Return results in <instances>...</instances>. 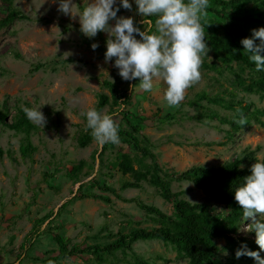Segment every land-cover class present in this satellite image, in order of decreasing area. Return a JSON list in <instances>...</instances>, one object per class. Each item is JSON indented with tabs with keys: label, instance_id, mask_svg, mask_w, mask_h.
<instances>
[{
	"label": "rangeland",
	"instance_id": "rangeland-1",
	"mask_svg": "<svg viewBox=\"0 0 264 264\" xmlns=\"http://www.w3.org/2000/svg\"><path fill=\"white\" fill-rule=\"evenodd\" d=\"M74 2L78 7L84 6V0ZM13 5L29 18L16 19L0 29V110L3 111L7 103V119L11 121L16 106H40L47 122L43 128L32 122L36 126L30 134L34 151L26 158L19 154L23 134L0 125V264H131L133 252L152 264H188L174 245L158 239L135 241L132 251L126 250L125 254L117 251L115 258L109 256L102 263L85 253L57 259L58 247L48 233L37 237L25 254L21 243L37 219L48 212H60L57 218L63 225L60 232L68 238L69 244L81 247L106 243L117 234L154 224L135 203L98 189L90 180L93 175L116 189L121 197H135L167 214L172 212L171 202L163 199L147 182H141L138 188H119L124 180L132 178L121 173L116 157L126 152L134 158L135 152L130 146L122 142L109 143L101 161L97 153L101 147L93 140L84 147L78 146L77 138L85 131L81 113L95 107L99 93L110 95L102 85L104 79L116 82L119 89L128 90L132 96V104L116 117L119 126L129 130L128 122L137 125L139 133L151 140V149L161 167L168 171H182L193 165L218 166L233 160L243 149L251 151L253 159L245 160L242 166L263 159L264 116L260 118L263 124L250 122L228 138L230 124L220 122L218 117L202 120L191 117L200 111L214 110L219 117L234 119L235 112L206 100L190 104L195 95L202 92L227 97L224 92L231 88L232 81L227 70L218 74L201 64L200 80L186 90L185 99L178 106L170 107L163 100L165 85L162 82H155L149 93H138L137 79H121L112 61H104L106 33L98 32L94 38H86L79 32L78 18L70 19L59 13L50 0H13ZM4 9L0 3V16ZM121 15H132L134 23L143 30L135 5L131 12L121 8L117 16ZM92 43L98 44L94 51L90 48ZM65 52L70 53L66 57L70 62H61ZM209 57L212 59L210 50L202 63H210ZM37 63L45 64L33 70ZM235 100L250 104L242 113L243 117L253 108H264V97L258 93L240 90ZM112 108L115 107L109 100L101 110L108 113ZM167 113H174V119L163 120ZM74 165H81L77 178L70 172ZM133 166L137 165L133 163ZM49 173L52 176H48ZM79 186L82 192L101 194L110 201L77 198L74 195ZM171 188L181 191V197L191 202L209 204L215 214L225 212L223 206L214 203L189 181H173ZM51 218H45L39 227L55 223ZM250 223L248 219H241L237 232L232 235L237 242L240 243L241 238L255 239L251 231L245 230ZM216 243L226 247L224 238H217ZM221 251V257L230 254L228 247ZM258 252L264 257V251L259 249ZM24 255L19 262V257Z\"/></svg>",
	"mask_w": 264,
	"mask_h": 264
},
{
	"label": "trees",
	"instance_id": "trees-1",
	"mask_svg": "<svg viewBox=\"0 0 264 264\" xmlns=\"http://www.w3.org/2000/svg\"><path fill=\"white\" fill-rule=\"evenodd\" d=\"M4 5V13L0 16V29L7 27L16 19H28L29 16L13 5V0H0ZM48 21L49 19L44 18ZM204 30L207 31L206 44L212 53L210 63H202V66L212 69L218 74L227 70L232 75L231 88L225 90L224 95L210 94L208 92L197 93L196 101L206 100L208 103L219 105L223 109L235 112L234 119L225 116L219 117L214 110L200 111L192 115L191 118L202 120L204 117H218L222 123L230 124L227 129L228 138L250 122L263 124L264 108H253L243 117L244 111L249 109L250 104H243L235 100L238 91L248 93H258L264 97V71L257 72L254 65L243 53L242 45L239 43L241 38L249 37L251 30L264 27V0H209V4L201 17ZM259 42L258 39L256 41ZM262 54V53H261ZM66 58L61 62H70ZM45 63H37L33 70L41 68ZM102 85L110 91V95L99 93L95 108L101 110L110 100L112 107L123 101L126 107L132 104V96L128 90L119 89L116 82L104 79ZM114 108V109H115ZM113 108L108 113H111ZM124 111L120 112L123 114ZM174 113H167L163 120L174 119ZM7 103L4 110H0V125H3L16 133H22L23 138L19 145L21 158L30 157L34 151V146L30 140V134L36 130V126L29 121L21 107L16 106V112L11 121L8 119ZM84 122L85 118L83 116ZM129 130L119 126L120 142L130 146L135 152V157L128 153H119L116 157V165L122 174H129L131 180H124L120 184V189L138 188L141 182H147L154 186L159 195L172 204V212L167 214L152 204L144 203L138 198L121 197L116 189L101 183L96 175L90 179L98 189L112 193L117 199L125 202H133L139 207L147 217L154 223L149 227H136L133 230L117 234L116 237L106 243H95L81 247L72 243L65 237L60 230L62 224L57 222L59 211L48 212L31 227L24 236L21 248L23 254L31 247L34 240L48 233L58 247L57 259H65L71 255L85 253L93 258L95 262L102 263L107 257H114L117 251L125 254L126 250L132 251V243L138 240L158 239L164 243L174 245L177 251L187 258L188 264H255L251 257L241 256L236 258L234 253L242 245H246L249 250L258 251L259 247L254 239L241 238L240 243L232 236L238 230L241 221V209L233 199L232 190L237 186L242 178L248 174L250 166H242L245 160H252L251 151L243 149L233 160L226 161L218 166L193 165L182 171H168L161 167L157 161L156 153L151 149L152 143L149 137L139 133L137 125L128 122ZM92 139L89 132L84 131L77 138L80 147L86 146ZM106 143L98 153L99 160L103 151L107 148ZM2 150L0 148V155ZM264 159V157H263ZM133 163L137 166L134 167ZM81 165H74L70 171L77 178ZM48 176H52L49 173ZM189 181L196 188L200 189L206 196H209L214 203L223 206V215L211 212L209 204L205 202H191L181 197V191H174L171 188L173 181ZM77 198H96L110 201L109 197L101 194L82 192L79 186L74 195ZM64 204H62V207ZM53 215V216H52ZM52 217L50 220L56 221L48 227L41 228L40 224L45 218ZM38 224V225H37ZM252 232V231H251ZM253 233V232H252ZM254 234V233H253ZM217 238L226 240V247H220L216 243ZM230 254L221 257V249L227 248ZM133 261L131 264H152L147 259L132 253ZM261 258H264L260 254ZM25 258H20L19 262Z\"/></svg>",
	"mask_w": 264,
	"mask_h": 264
},
{
	"label": "clouds",
	"instance_id": "clouds-1",
	"mask_svg": "<svg viewBox=\"0 0 264 264\" xmlns=\"http://www.w3.org/2000/svg\"><path fill=\"white\" fill-rule=\"evenodd\" d=\"M50 3L56 4L57 11L70 19L78 18L79 32L86 38H94L98 32L107 34L104 61H112L121 79H137L138 93L151 92L154 83L160 81L165 85L164 102L175 107L185 99L186 90L200 80L202 59L209 51L201 17L209 0H84L82 8L74 0H50ZM133 5L143 30L134 23L132 15L117 16L121 8L131 12ZM239 43L255 71H264L261 54L264 27L252 29L251 35L241 38ZM97 47V43L90 45L93 51ZM68 55L65 52L64 59ZM39 108L22 105L21 111L29 121L43 128L47 121ZM125 108L121 101L111 113L95 107L81 113L86 121L84 130L97 146L120 143L116 117ZM232 192L241 218L251 221L245 230L254 233L255 244L264 251V159L250 165L248 174ZM234 255L251 257L255 264H264L259 252L249 250L246 245Z\"/></svg>",
	"mask_w": 264,
	"mask_h": 264
},
{
	"label": "water",
	"instance_id": "water-1",
	"mask_svg": "<svg viewBox=\"0 0 264 264\" xmlns=\"http://www.w3.org/2000/svg\"><path fill=\"white\" fill-rule=\"evenodd\" d=\"M98 160V157L96 156V161Z\"/></svg>",
	"mask_w": 264,
	"mask_h": 264
}]
</instances>
